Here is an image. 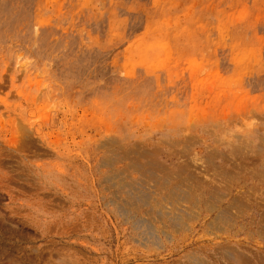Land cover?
I'll list each match as a JSON object with an SVG mask.
<instances>
[{"label": "rangeland", "instance_id": "1", "mask_svg": "<svg viewBox=\"0 0 264 264\" xmlns=\"http://www.w3.org/2000/svg\"><path fill=\"white\" fill-rule=\"evenodd\" d=\"M0 264H264V0H0Z\"/></svg>", "mask_w": 264, "mask_h": 264}]
</instances>
